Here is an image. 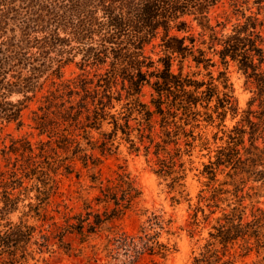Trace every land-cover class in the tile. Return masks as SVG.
Wrapping results in <instances>:
<instances>
[{
	"label": "trees",
	"instance_id": "1",
	"mask_svg": "<svg viewBox=\"0 0 264 264\" xmlns=\"http://www.w3.org/2000/svg\"><path fill=\"white\" fill-rule=\"evenodd\" d=\"M71 65L78 72L66 77ZM231 66L252 93L242 111ZM34 101L30 128L42 139L13 138L0 150V264L70 254L68 236L100 238L136 211L142 192L130 173L119 167L103 179L95 171L122 144L143 153L182 198L183 159L219 143L204 165L209 184L200 195L210 213L196 208L191 225L200 212L205 224L220 216L192 264H264V209L255 201L264 188V0H0V120L23 127ZM82 140L100 156L88 154ZM77 161L97 194L74 212L52 199L64 196L63 180ZM219 174L227 182L216 186ZM169 224L152 213L136 232L108 235L105 259L93 246L87 264H165L171 248L161 238Z\"/></svg>",
	"mask_w": 264,
	"mask_h": 264
},
{
	"label": "rangeland",
	"instance_id": "2",
	"mask_svg": "<svg viewBox=\"0 0 264 264\" xmlns=\"http://www.w3.org/2000/svg\"><path fill=\"white\" fill-rule=\"evenodd\" d=\"M229 0H224L225 5H228ZM220 9L218 10V12ZM195 26L196 32L199 29ZM148 55H151L150 48L147 51ZM154 59L158 56L153 55ZM186 71H189L186 69ZM73 72H78L74 65L66 68L65 76L69 77ZM217 74V73H216ZM230 82L233 85L235 96L238 100V106L240 110L247 108V104L252 97L251 89L246 85L245 78L237 72L234 66L229 69ZM150 89H145V97L143 100L148 102L150 99ZM23 99L20 95H12L10 101L17 102ZM37 108V103L34 101L29 103V108L24 110L23 121L24 126L18 128L17 123L0 120V150L4 148V145H9L10 141L14 138L17 139L22 136H29V139L33 143H37L42 138L38 136V133L30 128L32 122L30 120L31 111ZM256 108V106L254 107ZM234 124L230 119L227 120V125L231 127ZM215 132L214 129L209 128L207 133ZM100 133L93 132L91 134L93 142L98 141L100 138ZM46 138V137H43ZM83 147L88 150V154H94L100 156V150L91 149V145L88 141L82 140ZM213 145L211 147V153L209 151H201L197 148L191 158L185 157L183 159L186 162L187 168V178L185 181L186 188L184 196L179 197L177 192L170 190L168 187L170 181L159 178L152 170V164L146 161L143 153L139 155L131 153L129 151V146L122 144L120 148L114 151L112 154L103 157V164L100 168L95 171L102 174V178L110 177L114 175V172L118 170L119 167L125 169L131 174L132 178L135 180L136 185L142 192V196L139 199L138 209L134 212L129 213L122 220L115 221L110 224V228L106 230L100 238L92 239L89 242L82 243L80 236L70 235L67 237V241L71 243L73 251L70 254H65L61 251H57L53 254H45L38 256V261L31 262V264H87L88 258L92 257L95 253L93 246L99 250V256L105 259V254L102 252L103 247L106 243V237L117 231H125L128 233L136 232L139 227L147 220V217L152 213L162 215L166 221H170L167 226L166 231L163 232L161 240L168 244L171 248V252L165 262V264H192L194 257L198 256L201 252L202 247L205 245L209 233L212 231V226L215 224L214 219L220 216L218 212L210 217V222L204 223L203 213H199L198 225H191L192 215L196 208H202L205 211V215L208 216L210 209L207 207L205 202H200V195L202 192L207 190L209 184L208 176L204 174L205 166L209 164L210 158L216 155L217 146ZM189 160L191 162H189ZM4 161L0 154V166H4ZM75 172L80 173V178H77L76 173L70 178L64 179L61 192L64 196L53 198L54 203H61L62 205L69 206L74 212H79L80 207L85 199L93 200L97 191L93 189V184L88 177V172L83 168L81 162L77 161L75 164ZM204 174V175H203ZM219 184L227 182L226 174H219L217 177ZM257 187L260 188L263 184L260 183H248L247 187ZM224 189L231 190L230 186H224ZM81 193L79 194L78 193ZM260 197L256 198L255 201L258 203V207L264 209V188L257 190ZM208 195V194H206ZM32 194L31 197H33ZM173 198L180 199L179 203H174ZM33 203L36 201L33 200ZM95 205V203H93ZM249 204V202H246ZM1 207V205H0ZM101 211L105 210L104 206H95ZM226 208V204L221 206ZM55 205L53 204L49 210H53ZM63 210V208H62ZM25 211V210H23ZM21 212H16L9 216L11 221L17 222L22 216ZM248 211V216H249ZM31 223H38L34 219H30ZM139 264H152L149 259H145Z\"/></svg>",
	"mask_w": 264,
	"mask_h": 264
}]
</instances>
